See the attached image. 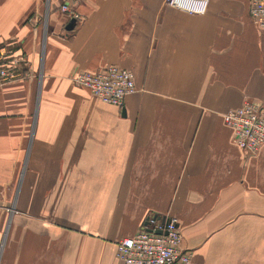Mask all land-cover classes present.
<instances>
[{
    "label": "crops",
    "instance_id": "0c3cea01",
    "mask_svg": "<svg viewBox=\"0 0 264 264\" xmlns=\"http://www.w3.org/2000/svg\"><path fill=\"white\" fill-rule=\"evenodd\" d=\"M202 15L166 0H0V264H122L120 239L174 217L191 264H264V146L247 155L223 115L264 105V30L246 0ZM127 69L121 108L77 72Z\"/></svg>",
    "mask_w": 264,
    "mask_h": 264
},
{
    "label": "built area",
    "instance_id": "2783aa9c",
    "mask_svg": "<svg viewBox=\"0 0 264 264\" xmlns=\"http://www.w3.org/2000/svg\"><path fill=\"white\" fill-rule=\"evenodd\" d=\"M68 17L77 19L74 7L81 0H49ZM248 16L259 30H264V0H246ZM172 9L190 15H202L208 0H166ZM0 47V82H10L15 69L24 63L22 56ZM75 86L86 89L101 102L121 108L125 97L135 91L131 71L108 66L96 72H77L72 77ZM224 123L232 130L233 141L245 154H254L264 146V105L253 101L243 103L223 115ZM159 232V233H158ZM181 233L174 217L149 216L137 233L122 238L116 246V257L122 264H191L189 251L181 249Z\"/></svg>",
    "mask_w": 264,
    "mask_h": 264
},
{
    "label": "trees",
    "instance_id": "16d2710c",
    "mask_svg": "<svg viewBox=\"0 0 264 264\" xmlns=\"http://www.w3.org/2000/svg\"><path fill=\"white\" fill-rule=\"evenodd\" d=\"M9 53L13 54V52H9Z\"/></svg>",
    "mask_w": 264,
    "mask_h": 264
},
{
    "label": "water",
    "instance_id": "95a60500",
    "mask_svg": "<svg viewBox=\"0 0 264 264\" xmlns=\"http://www.w3.org/2000/svg\"><path fill=\"white\" fill-rule=\"evenodd\" d=\"M159 233V232H158Z\"/></svg>",
    "mask_w": 264,
    "mask_h": 264
}]
</instances>
